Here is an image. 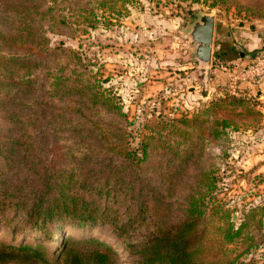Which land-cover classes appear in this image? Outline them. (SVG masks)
Masks as SVG:
<instances>
[{
	"label": "rangeland",
	"instance_id": "obj_1",
	"mask_svg": "<svg viewBox=\"0 0 264 264\" xmlns=\"http://www.w3.org/2000/svg\"><path fill=\"white\" fill-rule=\"evenodd\" d=\"M24 1L33 5L31 11L11 15L0 29L20 27L43 41L42 55H48L27 77L42 83L40 93L43 83L55 90L50 86L55 76L75 80L83 73L95 91L121 106L122 116L95 110L92 120L132 150L143 139L150 141L151 161L158 167H146L149 175L161 164L173 171L181 167L183 182L171 195L173 202L184 203L173 207L179 210L176 215H182L194 187H205L190 176L212 175L214 187L204 195L201 226L215 264H264V75L236 80L242 69L263 66L264 0ZM8 5L0 4V15ZM204 13L217 20L206 66L194 60L195 44L188 35ZM1 50L9 56L6 48ZM26 51L36 49L28 44L21 50ZM228 97L244 103L229 104ZM4 100L0 92V108ZM4 119L0 111V138L7 136ZM174 154L192 156L176 160ZM246 221L242 236L226 242V223L236 229ZM65 235L104 241L118 249L122 264H132L109 225L71 228ZM0 238L15 244L36 241L24 233L14 235L3 224ZM57 239L46 244L58 249ZM247 247L252 253L246 256Z\"/></svg>",
	"mask_w": 264,
	"mask_h": 264
},
{
	"label": "trees",
	"instance_id": "obj_2",
	"mask_svg": "<svg viewBox=\"0 0 264 264\" xmlns=\"http://www.w3.org/2000/svg\"><path fill=\"white\" fill-rule=\"evenodd\" d=\"M2 3L9 10L0 15V23L33 6L22 0ZM31 34L20 27L0 29V51L9 52L0 53V92L5 94L0 111L8 126L7 136L0 138V224L36 241L15 244L0 238V264H122L112 245L65 235L67 229L102 225L111 227L132 264H215L208 255L206 227L201 226L204 195L214 187L212 175L204 171L190 176L205 184L204 191L201 184L194 187L182 215H176L179 210L173 207L184 203L173 202L171 195L183 182L181 167L173 166V171L161 164L149 175L146 167H158L151 161L150 141L145 138L132 150L122 137L92 120L95 110L120 113L121 106L95 91L83 73L75 80L55 76L50 85L55 90L43 83L41 94L42 83L27 77L48 54L42 55L38 34ZM28 44L36 51L22 53ZM228 103L244 102L228 97ZM174 156L184 160L192 155ZM245 225L249 227L246 221L235 229L226 223L225 241L241 237ZM53 239L58 249L46 244Z\"/></svg>",
	"mask_w": 264,
	"mask_h": 264
},
{
	"label": "water",
	"instance_id": "obj_3",
	"mask_svg": "<svg viewBox=\"0 0 264 264\" xmlns=\"http://www.w3.org/2000/svg\"><path fill=\"white\" fill-rule=\"evenodd\" d=\"M215 17L211 13L201 14L189 29V37L194 42V60L202 65L211 63L213 54V37Z\"/></svg>",
	"mask_w": 264,
	"mask_h": 264
},
{
	"label": "built area",
	"instance_id": "obj_4",
	"mask_svg": "<svg viewBox=\"0 0 264 264\" xmlns=\"http://www.w3.org/2000/svg\"><path fill=\"white\" fill-rule=\"evenodd\" d=\"M264 75V63L262 67H257L253 69H242L239 72V75L236 76V80H246V78H254L255 76H261ZM235 78V77H234Z\"/></svg>",
	"mask_w": 264,
	"mask_h": 264
},
{
	"label": "crops",
	"instance_id": "obj_5",
	"mask_svg": "<svg viewBox=\"0 0 264 264\" xmlns=\"http://www.w3.org/2000/svg\"><path fill=\"white\" fill-rule=\"evenodd\" d=\"M216 28H217V20L215 19V32H216Z\"/></svg>",
	"mask_w": 264,
	"mask_h": 264
}]
</instances>
